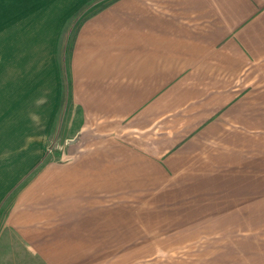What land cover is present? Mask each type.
<instances>
[{"label": "crops", "instance_id": "1", "mask_svg": "<svg viewBox=\"0 0 264 264\" xmlns=\"http://www.w3.org/2000/svg\"><path fill=\"white\" fill-rule=\"evenodd\" d=\"M109 1L3 9L0 264H264V0ZM66 86L90 136L48 160Z\"/></svg>", "mask_w": 264, "mask_h": 264}, {"label": "rangeland", "instance_id": "2", "mask_svg": "<svg viewBox=\"0 0 264 264\" xmlns=\"http://www.w3.org/2000/svg\"><path fill=\"white\" fill-rule=\"evenodd\" d=\"M11 5H19L21 3L26 4L25 0H11ZM10 0H0V25L3 26V22H7L10 19L8 18L11 16L12 22L18 21L19 18V13L18 10L14 11L12 14L5 13L3 9H5V6H11ZM95 10H93L94 12ZM92 13V12H91ZM88 17V16H87ZM86 18V17H85ZM84 18V19H85ZM77 20V23L74 24L70 28L68 33L72 36L75 31H77L78 23L83 20V16L79 17ZM2 31V30H0ZM71 45V43H69ZM69 45H68V51H69ZM66 91V92H65ZM64 91V95L62 98V106H61V111L59 114V117L57 118V122L54 125V130H53V138L52 141L50 142V145L47 148V156H50L48 160H61L63 158H66V150L68 147V142L70 140H73V137H76L78 133L77 129L73 130V125L72 124V119H75V125L77 128V124H79L80 120V113L74 111H69L68 106H69V99L68 93H67V86ZM76 135L74 136V134ZM80 133V132H79ZM71 159V158H69ZM252 198L256 197L255 193H250ZM209 224V223H208ZM247 225V224H246ZM210 226V224L208 225ZM190 228H195L194 225H188V223L185 222H176L175 223H165L161 228L157 229L155 231V235L151 236V246H165V245H171L173 247H179V246H196V245H208V246H217V245H223L219 244V242L223 241L224 239L222 237H205V238H197V237H190V235H193L195 232L194 230ZM222 228V227H221ZM240 228H242L240 226ZM0 230H1V222H0ZM152 232V231H151ZM153 234V233H152ZM169 234V236H167ZM190 237V238H189ZM228 240V238H225L224 242ZM2 242V240H1ZM0 242V243H1ZM215 245V246H214ZM189 255V253H168V254H148V255H141L140 261L145 262V261H158V260H164L168 259L171 260V262L174 261H180V260H186V257ZM142 257H146L143 259ZM162 258V259H161ZM206 258V257H204Z\"/></svg>", "mask_w": 264, "mask_h": 264}, {"label": "water", "instance_id": "3", "mask_svg": "<svg viewBox=\"0 0 264 264\" xmlns=\"http://www.w3.org/2000/svg\"><path fill=\"white\" fill-rule=\"evenodd\" d=\"M90 131H83L80 134H78L76 137H74L73 140H70L68 142V147L66 150V157L67 158H75L77 156H80L84 154L82 151L84 145L89 140Z\"/></svg>", "mask_w": 264, "mask_h": 264}, {"label": "trees", "instance_id": "4", "mask_svg": "<svg viewBox=\"0 0 264 264\" xmlns=\"http://www.w3.org/2000/svg\"><path fill=\"white\" fill-rule=\"evenodd\" d=\"M116 0H110L109 3H107L106 5H102V8H106L108 7V5H110L112 2H115ZM101 8V9H102ZM93 15V14H92ZM80 26V25H79Z\"/></svg>", "mask_w": 264, "mask_h": 264}]
</instances>
